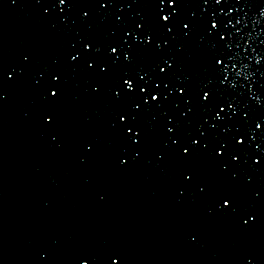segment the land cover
Returning <instances> with one entry per match:
<instances>
[{
	"label": "water",
	"instance_id": "95a60500",
	"mask_svg": "<svg viewBox=\"0 0 264 264\" xmlns=\"http://www.w3.org/2000/svg\"><path fill=\"white\" fill-rule=\"evenodd\" d=\"M0 264H264V0H0Z\"/></svg>",
	"mask_w": 264,
	"mask_h": 264
},
{
	"label": "snow or ice",
	"instance_id": "6c2138e0",
	"mask_svg": "<svg viewBox=\"0 0 264 264\" xmlns=\"http://www.w3.org/2000/svg\"><path fill=\"white\" fill-rule=\"evenodd\" d=\"M165 19H167V17H165ZM156 97L155 96H153V99H155ZM225 203H227V201H225Z\"/></svg>",
	"mask_w": 264,
	"mask_h": 264
}]
</instances>
